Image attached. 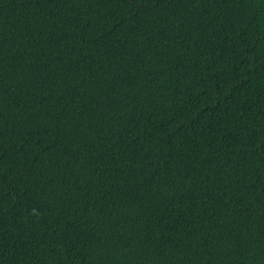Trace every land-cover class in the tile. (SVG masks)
<instances>
[{
	"label": "trees",
	"instance_id": "1",
	"mask_svg": "<svg viewBox=\"0 0 264 264\" xmlns=\"http://www.w3.org/2000/svg\"><path fill=\"white\" fill-rule=\"evenodd\" d=\"M0 264H264V0H0Z\"/></svg>",
	"mask_w": 264,
	"mask_h": 264
}]
</instances>
